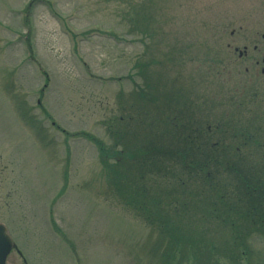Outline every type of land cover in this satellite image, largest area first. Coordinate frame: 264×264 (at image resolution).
<instances>
[{
	"label": "rangeland",
	"instance_id": "1",
	"mask_svg": "<svg viewBox=\"0 0 264 264\" xmlns=\"http://www.w3.org/2000/svg\"><path fill=\"white\" fill-rule=\"evenodd\" d=\"M263 68L264 0H0V222L27 264H264L257 216L165 184L141 211L107 170L167 113L264 177Z\"/></svg>",
	"mask_w": 264,
	"mask_h": 264
},
{
	"label": "trees",
	"instance_id": "2",
	"mask_svg": "<svg viewBox=\"0 0 264 264\" xmlns=\"http://www.w3.org/2000/svg\"><path fill=\"white\" fill-rule=\"evenodd\" d=\"M166 114L163 113L161 118L157 117L158 123L166 126L165 130H158L160 132L154 131L155 122L147 124L145 129L139 132L137 128L144 122V119L139 118H131L134 123L129 127H135L131 132L128 133L126 128L118 132L121 150L115 158V163L107 166L116 194L127 198V203L133 208L147 211L151 207L164 205L163 199L166 197L165 193L160 194V188L165 184L172 188V195L167 198L171 200L170 206H176L175 210L180 205L181 210L186 212L189 204L185 199L193 192L200 197L215 195L217 201L214 202L218 203L223 211L218 213L217 207L211 214L216 215L215 219L219 217L224 225L231 224L233 229L235 214L242 218L257 216V219H252L254 222L264 221V188H260L264 183L262 174L256 172L257 169L253 166L242 165L235 152L231 153L225 149L229 147L223 148L221 143L219 146L213 144L208 136L210 130H205L208 139L206 136L204 140L205 134L201 127L194 131L188 127V122L170 118ZM131 133L132 136L126 138ZM104 150L106 149L102 147L105 161L111 156ZM152 192H156L157 197L153 196ZM231 198L240 203H233L229 200ZM247 200L246 207L251 206L252 210L239 212L241 203Z\"/></svg>",
	"mask_w": 264,
	"mask_h": 264
},
{
	"label": "water",
	"instance_id": "3",
	"mask_svg": "<svg viewBox=\"0 0 264 264\" xmlns=\"http://www.w3.org/2000/svg\"><path fill=\"white\" fill-rule=\"evenodd\" d=\"M14 243L7 228L0 224V264H6V258Z\"/></svg>",
	"mask_w": 264,
	"mask_h": 264
}]
</instances>
